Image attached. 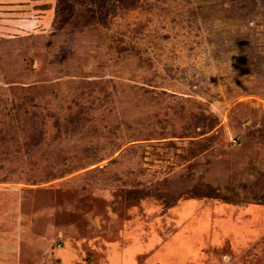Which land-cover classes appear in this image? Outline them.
Segmentation results:
<instances>
[{"label":"rangeland","instance_id":"obj_1","mask_svg":"<svg viewBox=\"0 0 264 264\" xmlns=\"http://www.w3.org/2000/svg\"><path fill=\"white\" fill-rule=\"evenodd\" d=\"M0 264H264V0H0Z\"/></svg>","mask_w":264,"mask_h":264}]
</instances>
